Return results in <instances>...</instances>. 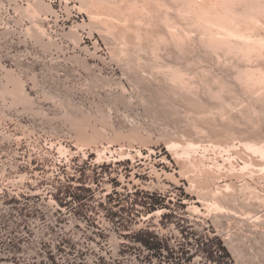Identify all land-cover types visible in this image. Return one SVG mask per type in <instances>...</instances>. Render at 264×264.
I'll use <instances>...</instances> for the list:
<instances>
[{"label":"rangeland","instance_id":"obj_1","mask_svg":"<svg viewBox=\"0 0 264 264\" xmlns=\"http://www.w3.org/2000/svg\"><path fill=\"white\" fill-rule=\"evenodd\" d=\"M33 1L36 2L0 0V88L6 82L4 78L6 70L14 71L15 76L24 82L27 94L34 101L36 113L26 111L22 106L11 105L12 98H2L0 91V99L9 102V112L2 114L1 118L10 129L20 128L26 124L27 119L34 140L51 144L52 150L46 158L45 173H55L56 163L63 159L59 172L65 175V182L55 181L53 184H60V188L65 186L68 193L74 189L86 192L89 204L93 207L133 212L132 221L142 227V230L138 232V229H132L130 239L144 241L157 239L155 232L159 231L169 238L173 235L174 245L179 247L180 236L176 231L184 227L189 238L193 236V241H189L190 245L192 242L202 243L205 244L204 247L201 246L205 251L217 249L222 252L220 264H264L263 206L260 207L258 215L263 224L246 218L247 215L241 213L240 216L238 213L239 217L232 214V218L230 216L232 212H229V217L228 213H225L227 216L221 218V222L217 224L212 217L221 211L213 205L214 202L210 198L204 197L206 201L202 202L198 193L189 190L190 180L181 175L184 161L177 160L166 144L168 140L183 145L193 141L201 145L206 144L204 145L207 147L206 150L209 146L212 147H209L211 150L208 151H202L201 149L205 148L201 147L197 150V156L193 153L192 160L195 159L198 163L203 160L207 167L209 164V167L215 163L217 165V162L218 165L224 164L225 167L220 165L222 167L220 171L223 172L219 175L223 176L221 185L236 183L238 186L240 182L242 185L246 181L260 192L259 195L264 196V166H256L249 170L250 172L247 171L248 175L238 172L240 166L244 165L243 159L250 157V160L256 159L257 164L264 163V158L258 156L257 159L253 155L251 159L250 152L239 142L241 139L239 131L247 130L249 127L245 125L244 128L235 125L231 127L234 132L231 141L233 145L229 148L227 146L230 141L216 137L213 129H206L208 133L204 132L207 135L201 130L199 134L191 130L187 126L192 115H188L184 107H180L178 113L163 110L155 105L156 98L151 97L148 90L137 87L131 74L123 70L122 64L113 54L112 49L118 46L117 41L108 35L95 19L91 22L87 9L80 10L81 0H38L51 5L53 12L42 14L36 18L37 20L30 18L28 14L26 15L28 12L24 11L31 2L34 4ZM36 24L45 28L44 35L39 33ZM72 32L76 33V38L71 36ZM38 34H41V41L36 37ZM193 57L198 59L197 54H191L187 58L189 61L192 58L190 62L192 68L214 67L206 58L196 61ZM201 85L204 86L202 82ZM121 95L127 97L129 107L116 100ZM67 112H71L74 118L88 116L98 129L102 127L104 115L118 131L127 133L132 129H138L144 137L149 138L147 146L134 143L143 156L137 154L135 149L126 147V154L122 157L121 146L116 143L112 147L113 153H108L110 159L108 161L99 162L97 153L92 148L87 149L86 157L76 145L75 134L69 131L71 123L66 118ZM252 131L253 129L252 135H248L249 138H255L257 142L264 141L263 126L259 131H253L254 134ZM108 132L111 133L109 129ZM162 132L169 137L161 135ZM123 143L128 144L127 141ZM214 143L217 145L219 143L225 148H219L222 151L217 152ZM61 144L70 152L63 153L60 150L63 154L60 153L58 148ZM127 153H132L135 158L127 156ZM206 154L207 156H204ZM231 168H236L234 171L238 174L230 172ZM38 169L40 168H35L33 173L39 171ZM191 171L195 174V170ZM174 178L179 183L175 182ZM160 184L167 187H158ZM246 193L245 195L243 192V195L238 193L237 196H240L238 199L242 201L247 199L249 203L251 201L250 204L255 202L257 198ZM247 195H250L251 199ZM259 205H256L258 206L256 208L253 204L252 209L255 207L254 209L258 211ZM196 206L199 208L198 211L195 209ZM172 224L175 225V230L172 229ZM227 237H232V241ZM234 245L239 248L238 250L241 249V253L239 252L241 259L238 250L233 249ZM235 250L237 252H234Z\"/></svg>","mask_w":264,"mask_h":264},{"label":"bare ground","instance_id":"obj_2","mask_svg":"<svg viewBox=\"0 0 264 264\" xmlns=\"http://www.w3.org/2000/svg\"><path fill=\"white\" fill-rule=\"evenodd\" d=\"M81 1L80 10L82 8L87 9L91 22L92 19H95L103 30L117 41L118 46L112 50H114L115 58L122 64L123 70L131 74L138 88L148 90L151 97L156 98L157 104L155 105H158L159 108L178 113L179 108L184 107L188 115H192L187 127L197 131V133L200 130L204 132L206 129H213L216 137L230 141L228 148L233 145L231 143L234 134L231 129L233 125L236 127L245 125L253 131H259L262 126L264 127V34H262L264 29V0ZM33 2L34 4L31 2L27 9L24 8V11L28 12H25L26 15L28 14L30 18L33 17L37 20L36 18L42 14L53 12L51 5L44 1L36 0ZM36 27L40 31L39 33L44 35L45 28L43 29L38 24ZM73 30L75 31V29ZM193 32L198 35H193ZM71 36L76 38L77 35L72 32ZM36 37L41 41V34L36 35ZM50 46L52 45H47V47ZM191 54L198 55V59L193 57L196 61L206 58L213 63L214 67L192 68V64H190L192 58L190 61L187 59ZM4 78L6 82H3L4 84L0 88L2 98H12L11 105L22 106L26 111L36 113L34 101L27 94L24 82L15 76L14 71L6 70ZM201 82L204 86L201 85ZM116 100L127 107L130 106L126 96L121 95ZM66 118L71 123V125L68 124L71 126L69 131L75 134L76 145L86 157L88 148L95 150L99 162L110 160L108 153H113L112 147L116 143L121 146L120 154L122 157L126 154V147L135 149L137 154L143 156V153L134 146V143L138 142L141 146H147L149 143V138L144 137L138 129H132L127 133L116 130L115 125L105 115L103 119L101 118L103 124L100 129L92 123L88 116L74 118L71 112H67ZM220 127L223 128L219 129ZM108 129L111 133L108 132ZM248 129L239 131L241 134L240 144L242 143L243 147L250 152L249 154L248 151L244 150L252 156L251 159L253 155L254 158L257 156L264 158V141L257 142L255 138H249L248 135L252 134L251 129ZM205 132L204 134L208 133ZM162 133L161 135H168ZM126 141L128 144L123 143ZM166 144L175 155L174 157L178 158L177 160L184 161V165L181 167V175L190 180L189 190L198 193L202 202L206 201L204 197L210 198L214 202L213 205L221 211L212 217L214 222L220 223L221 218L225 217L227 213L229 217V212H232L230 214L232 218L233 215L238 216L239 213V216L241 214L247 215L246 218L249 217L257 223L263 222L259 220L258 215L260 207L263 206L262 208H264V196L259 195L260 192L256 191L252 184L245 181L242 185L240 182V186H236V183V185L234 183L221 185L223 176L219 175L223 173L220 171L222 164L218 165L217 162V165L215 163L216 166L209 167V164L207 167L204 165L206 162H202V159L205 158L200 154L203 157L202 163L196 162L195 159L192 160L193 153L197 156V150L206 144L201 145V143L192 141L183 145L174 140H168ZM240 146L242 147V145ZM209 147L208 149L211 150L212 147ZM222 147L225 148L218 143V145L215 144L214 149L216 148L218 152L219 148ZM204 148L201 150L208 151V149L206 150L207 147ZM58 150H62L63 153L70 152L62 144ZM62 152L60 151V153ZM201 154L205 153L201 152ZM127 156L135 158L132 153H127ZM248 159H243L244 165L240 166L241 169L238 172L248 175L249 170L256 166H264L262 165L263 162L257 164L256 159L250 160V157ZM191 169L195 170V174L194 171L192 174ZM234 170L236 168H231L230 172L233 173ZM236 172L234 171L235 174H238ZM241 178H243L242 174ZM174 181L179 183L175 178ZM158 187L166 188L167 186L160 184ZM246 191L251 194V197L257 198L252 204H250L251 201L250 203L246 201L245 197L246 200L243 199L244 201L241 198V200L238 199L240 196L238 197L237 194H242V192L244 194ZM247 196L250 197V195ZM256 202L260 204H256L259 205L258 211L254 209L255 207L252 209V205L256 206ZM195 209L196 211L199 210L197 206ZM240 209L245 211L242 212ZM237 220L239 219L237 218ZM257 223L255 224L257 225ZM229 238L232 237H227V239ZM236 247L232 248L238 250L239 248ZM240 250L237 253L241 259Z\"/></svg>","mask_w":264,"mask_h":264},{"label":"built area","instance_id":"obj_3","mask_svg":"<svg viewBox=\"0 0 264 264\" xmlns=\"http://www.w3.org/2000/svg\"><path fill=\"white\" fill-rule=\"evenodd\" d=\"M8 112L0 99V264H220L222 252L190 245L184 227L179 247L159 231L157 239H130L142 230L133 212L93 207L86 192L54 185L65 182L63 159L45 173L51 144L34 140L27 119L10 129L1 118Z\"/></svg>","mask_w":264,"mask_h":264}]
</instances>
